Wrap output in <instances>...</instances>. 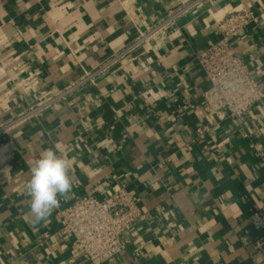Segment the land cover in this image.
Listing matches in <instances>:
<instances>
[{"label": "crops", "instance_id": "crops-1", "mask_svg": "<svg viewBox=\"0 0 264 264\" xmlns=\"http://www.w3.org/2000/svg\"><path fill=\"white\" fill-rule=\"evenodd\" d=\"M179 9L93 84L0 135V264H87L59 213L122 187L147 217L104 264H264L250 222L264 213V100L239 123L204 112L196 59L220 39L217 21L245 10L256 20L232 47L264 89V0H0V126ZM48 148L69 160L74 188L34 224L25 185Z\"/></svg>", "mask_w": 264, "mask_h": 264}, {"label": "built area", "instance_id": "built-area-1", "mask_svg": "<svg viewBox=\"0 0 264 264\" xmlns=\"http://www.w3.org/2000/svg\"><path fill=\"white\" fill-rule=\"evenodd\" d=\"M180 13L181 9L168 16L167 20L151 28L146 35H141L132 45L103 63L94 72L84 73L78 82L64 91L56 94L50 92L40 97L35 107L21 113L13 121L1 125L0 135L14 125L35 118L75 91L93 84L103 73L121 64L148 38L167 30ZM255 20V17L245 10L231 11L217 21L220 39L196 57L204 78L210 83L209 89L203 95L204 112L239 123L254 105L264 100V89L259 87L247 63L237 55L231 42L236 34ZM146 217L135 196L122 187L102 200L92 195L75 199L68 208L59 213L60 234L71 237L73 249L85 263L104 264L125 252L130 231L136 223ZM250 222L256 230H264V213L254 212L250 216ZM254 249L257 255L264 250V238L254 243Z\"/></svg>", "mask_w": 264, "mask_h": 264}, {"label": "clouds", "instance_id": "clouds-1", "mask_svg": "<svg viewBox=\"0 0 264 264\" xmlns=\"http://www.w3.org/2000/svg\"><path fill=\"white\" fill-rule=\"evenodd\" d=\"M25 188L33 223L47 222L60 207V198H67L73 191L69 160L52 148L45 149L30 167Z\"/></svg>", "mask_w": 264, "mask_h": 264}]
</instances>
